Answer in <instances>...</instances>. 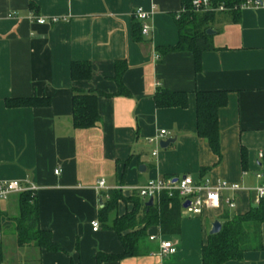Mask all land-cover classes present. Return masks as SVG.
I'll use <instances>...</instances> for the list:
<instances>
[{"label": "crops", "instance_id": "crops-1", "mask_svg": "<svg viewBox=\"0 0 264 264\" xmlns=\"http://www.w3.org/2000/svg\"><path fill=\"white\" fill-rule=\"evenodd\" d=\"M138 8L149 14L150 32L134 42L133 11ZM180 10L181 0H0V181L37 188L39 228L49 230L61 248L57 254L19 249L13 240L6 254L2 237V264H94L97 252L120 256L117 235L98 218L103 194L120 186L189 176L211 184L226 181L242 190L234 209L223 202L233 194L223 192L218 209L203 208L195 216L182 210L180 235L163 236L174 243V254H157V242L148 238L159 229L151 227L145 243L149 253L108 264H201L211 224L220 223L223 214H244L256 206L253 191L263 185L259 176L264 170V158L258 157H264V7L241 10L237 23L217 16L211 29L214 50L202 53L200 73L194 71L192 54L161 52L176 44L174 19ZM54 17L64 21L36 23ZM116 61L125 63L119 83L126 94H119L114 78ZM73 62H88L91 78L72 81ZM159 88L186 93L187 107L157 109L153 96ZM74 90L96 95L100 121L94 127H73ZM204 91L227 92V104L218 111L220 160L196 136L195 92ZM27 97H45L50 105L4 106L6 99ZM161 130L165 134L158 142H170L152 155L156 146L147 140ZM100 181L102 190L97 189ZM121 193L132 196L124 189ZM17 196L0 201V212L15 217ZM117 206L108 226L133 208L124 202ZM93 221L99 223L95 232ZM260 231L264 247V224ZM226 264H264V249Z\"/></svg>", "mask_w": 264, "mask_h": 264}, {"label": "trees", "instance_id": "trees-1", "mask_svg": "<svg viewBox=\"0 0 264 264\" xmlns=\"http://www.w3.org/2000/svg\"><path fill=\"white\" fill-rule=\"evenodd\" d=\"M194 0H181L180 13L174 19L177 28V41L172 47H164L162 53L183 52L194 57V71L201 72V55L213 51L211 36L207 30L212 29L217 16L224 15L230 23H237L240 19L239 7L247 0H209L212 9L221 7L222 11L195 12L192 6ZM132 40H140L139 24L133 18ZM125 70L123 61L114 64L115 80L118 83L119 94H126L120 85V78ZM71 80L85 82L91 78V65L88 62H73L70 66ZM96 95L82 94L73 91L71 99V118L75 129L87 130L94 127L100 118L97 114ZM196 136L206 140L211 153L220 160V144L218 129V111L227 104V92L204 91L195 92ZM153 101L157 109L187 107V94L157 89ZM49 100L45 97L12 98L4 101V106L12 108H42L48 107ZM242 166L245 167V154L241 152ZM206 169H200V176H204ZM262 184L264 185V170L262 171ZM104 202L100 207L98 218L105 228L117 235L122 246V254L110 255L97 252L94 264H108L120 261L123 257L141 256L149 253L145 246L148 228L157 227L163 236L178 237L180 235V213L183 210L181 199L168 198L162 194L157 203L146 207L144 202L133 194L129 198L121 191L108 190L102 196ZM102 198V199H103ZM118 202L130 203L133 208L130 212L115 216L112 224L108 226V216L117 210ZM17 215L10 217L0 212V264L3 261L2 237H11L17 248H34L49 253H61V248L53 241L50 231L41 230L38 223V208L36 196L32 193H21L17 196ZM220 231L218 234L208 235L205 244L201 247V264H226L238 262L247 252L261 251V226L264 224V200L252 206L248 212L219 217Z\"/></svg>", "mask_w": 264, "mask_h": 264}, {"label": "built area", "instance_id": "built-area-1", "mask_svg": "<svg viewBox=\"0 0 264 264\" xmlns=\"http://www.w3.org/2000/svg\"><path fill=\"white\" fill-rule=\"evenodd\" d=\"M67 1V0H63ZM192 6L195 12L201 11H211L219 12L222 11L221 7L212 9L209 6V0H194ZM264 7V0H247L244 4L239 7V10L245 8H260ZM133 18L138 22L140 28L141 36H147L150 32V28L147 25V20L149 14L143 9H135L133 11ZM64 20L59 18H53L45 20L44 18H39L36 23L46 24L49 23L54 25L56 23L62 22ZM160 57L155 55L154 59L158 60ZM165 134V131L161 130L158 137L151 138L147 140L148 144H153L156 146L152 155H155L159 147L158 141ZM260 159H263L261 153L258 154ZM59 170L54 171V175H58ZM262 178L261 176H259ZM104 181H100L97 184V189L102 190ZM122 189L128 191L131 195L135 194L144 203L148 199L152 200L153 203H157L162 196L166 194L168 198L178 197L181 199L182 204L187 202L188 206L183 209L188 214L200 215L203 208L208 209H218L221 205V194L223 192H231L233 194L232 198H226L223 202L226 204L228 209L235 208L234 198L236 194L242 189L236 184H229L226 181H221L216 184H211L210 181L206 179H201L199 181H194L189 176H176V177H162L157 179H152L147 181L145 185L142 186H132L129 188L118 187L115 191H121ZM37 188L30 184L29 186H22L18 181L14 182H1L0 181V201L6 202L12 196L19 195L21 193H32L36 194ZM254 202L256 205L260 204L264 200V185L257 186L254 189ZM91 229L93 232L99 229V223L97 221L91 222ZM164 236V235H163ZM163 236L159 233L158 235H150L148 240L157 242V254L160 257L172 255L175 253L176 248L174 243L168 240H163ZM1 237V234H0Z\"/></svg>", "mask_w": 264, "mask_h": 264}, {"label": "water", "instance_id": "water-1", "mask_svg": "<svg viewBox=\"0 0 264 264\" xmlns=\"http://www.w3.org/2000/svg\"><path fill=\"white\" fill-rule=\"evenodd\" d=\"M207 35L211 36L213 34V32L211 30H207L206 32ZM170 142V140H161V142L158 143L159 145V148L160 149H164L167 144ZM144 168L143 167H139V171H142ZM101 202H99V206H101ZM144 205L146 207L148 206H152V200L151 199H148V201L146 203H144ZM188 206L187 202L183 203V206L182 208L185 209L186 207ZM220 228H221V225L220 223L216 220L214 221L212 224H211V227H210V230L208 231L209 235H214V234H218L219 231H220Z\"/></svg>", "mask_w": 264, "mask_h": 264}, {"label": "rangeland", "instance_id": "rangeland-1", "mask_svg": "<svg viewBox=\"0 0 264 264\" xmlns=\"http://www.w3.org/2000/svg\"><path fill=\"white\" fill-rule=\"evenodd\" d=\"M14 200H15V209H16V205H17L16 200H17V198L15 197ZM4 238H5V239H3V244H4V248H5L4 252L7 254L8 252H11L10 250H11V247H12L13 238L7 237V236H5Z\"/></svg>", "mask_w": 264, "mask_h": 264}]
</instances>
